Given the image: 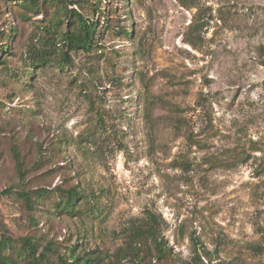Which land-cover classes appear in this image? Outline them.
I'll use <instances>...</instances> for the list:
<instances>
[{
  "label": "rangeland",
  "instance_id": "1",
  "mask_svg": "<svg viewBox=\"0 0 264 264\" xmlns=\"http://www.w3.org/2000/svg\"><path fill=\"white\" fill-rule=\"evenodd\" d=\"M36 1L0 0L2 254L264 264V0ZM72 8L98 25L87 50ZM149 216L163 258L127 245Z\"/></svg>",
  "mask_w": 264,
  "mask_h": 264
},
{
  "label": "trees",
  "instance_id": "2",
  "mask_svg": "<svg viewBox=\"0 0 264 264\" xmlns=\"http://www.w3.org/2000/svg\"><path fill=\"white\" fill-rule=\"evenodd\" d=\"M67 1H69L70 3L69 6L71 7L79 6L81 2V0H67ZM22 2L24 3L22 6L27 11H33L39 7L36 0H22ZM90 5L93 11L102 12V9L99 5V0L93 2ZM69 13L70 16L72 15L73 17L71 19V17L68 16L67 24L71 25L72 22H74L77 24V29L74 33L71 32L68 33L65 36L64 41L65 42L67 41L68 43L71 44V46H73L76 49L87 50L92 44V39H94L98 25L95 22L91 21L90 18H86V16L82 15V13L75 11L73 8L70 9ZM7 51L8 50L6 49L5 45H3V47H0V58L4 53H7ZM30 54L36 61V64L45 65V63L47 64L50 62L49 58L47 57L48 55H42L40 53H36L33 51H31ZM0 64H3L1 60H0ZM34 194H36L37 196H44L45 194L48 193L44 189H38L35 190ZM22 198L25 200L27 198V195L23 194ZM82 198L83 197L79 195V192L76 191V189L70 188L64 194V196H62L61 198L62 204L60 205V207L64 210L71 211L74 209L75 205L82 200ZM129 231L130 232L127 237V245L130 247L131 251L136 250L141 246H144L146 248H154L158 258H163L165 256L164 254L165 251L162 247L161 239H159L158 236L156 235L155 221L152 216L142 219L137 224H133L130 227ZM191 240L193 241L194 258L199 260L200 259V254H198V250H200L199 243L197 242V239L195 237H191ZM9 248H10V241L8 239L0 240V264H19L20 262L19 256L17 257L13 255L4 256L2 254L3 249H9ZM71 250L72 253L69 255V259H68L69 264H88L89 260L87 258H80L75 256V254L73 253L75 247L72 248ZM24 256L27 259V264H42V261L45 259L44 253H40L38 257H36V251L33 248V246L29 243L26 244L24 250ZM64 264H68V263H64Z\"/></svg>",
  "mask_w": 264,
  "mask_h": 264
}]
</instances>
